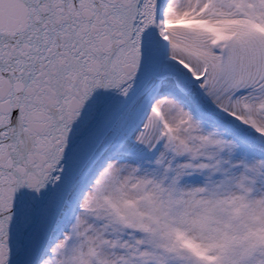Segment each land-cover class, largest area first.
Returning <instances> with one entry per match:
<instances>
[{
	"label": "snow or ice",
	"instance_id": "obj_1",
	"mask_svg": "<svg viewBox=\"0 0 264 264\" xmlns=\"http://www.w3.org/2000/svg\"><path fill=\"white\" fill-rule=\"evenodd\" d=\"M0 264H264V0H0Z\"/></svg>",
	"mask_w": 264,
	"mask_h": 264
}]
</instances>
